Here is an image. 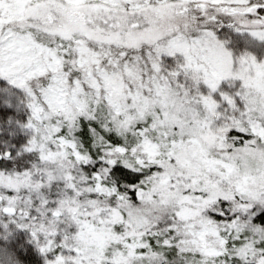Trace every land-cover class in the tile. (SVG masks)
I'll return each mask as SVG.
<instances>
[{
    "label": "snow or ice",
    "instance_id": "snow-or-ice-1",
    "mask_svg": "<svg viewBox=\"0 0 264 264\" xmlns=\"http://www.w3.org/2000/svg\"><path fill=\"white\" fill-rule=\"evenodd\" d=\"M0 264H264V0H0Z\"/></svg>",
    "mask_w": 264,
    "mask_h": 264
}]
</instances>
